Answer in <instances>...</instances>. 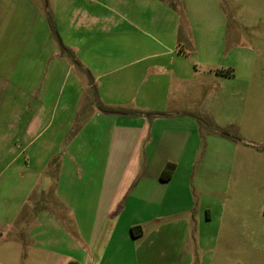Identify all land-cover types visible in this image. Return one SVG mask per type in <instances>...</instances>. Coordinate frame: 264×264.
<instances>
[{
  "label": "crops",
  "instance_id": "0c3cea01",
  "mask_svg": "<svg viewBox=\"0 0 264 264\" xmlns=\"http://www.w3.org/2000/svg\"><path fill=\"white\" fill-rule=\"evenodd\" d=\"M91 1L94 5L79 10L71 2L66 7L78 13L70 16L76 26L86 17L88 32L73 27L78 35L62 32L59 42L55 34L50 41L48 29L54 52L56 43L64 52L53 53L54 64L48 62L50 54L39 58L38 90L25 87L15 103L18 114L12 115V109L5 118L0 115L5 126L4 133L0 131L1 220L31 221L27 234L36 257L31 264H142L147 261V249L140 255L144 244L165 252L176 245V234L177 252L185 251L191 223L213 221L209 206L197 213L198 199L207 195L206 178L198 177L209 169L210 159L221 156L208 154V144L202 156L201 124L212 120L208 110L198 111L199 105L188 104L185 97L198 91L196 82L204 84L198 81L201 65L210 77L226 75L205 57L203 38L172 0ZM37 16L46 26V15L38 10ZM15 22L9 29L21 28ZM76 38L84 46L75 43ZM40 47L45 49V39L36 45L27 38L19 46L28 52H41ZM70 49L76 56L66 55ZM208 52L213 59L221 55ZM7 69L12 75L29 72ZM85 71L90 81L82 77ZM69 86V97L63 99ZM86 89L95 93V101L83 114ZM57 119L59 128L47 135L45 125ZM170 163L176 168L169 180L162 179ZM36 185L42 198L52 200V212L12 214L17 201L28 199ZM207 193L219 196L221 190L213 186ZM137 227L140 236L132 232ZM165 258L160 256L161 261ZM181 262L180 254L169 264Z\"/></svg>",
  "mask_w": 264,
  "mask_h": 264
},
{
  "label": "rangeland",
  "instance_id": "374dc122",
  "mask_svg": "<svg viewBox=\"0 0 264 264\" xmlns=\"http://www.w3.org/2000/svg\"><path fill=\"white\" fill-rule=\"evenodd\" d=\"M69 2L78 9V7L94 5L95 1L0 0V115L2 118H5L12 109L16 110L12 115L18 114L20 109L15 103L25 87L37 89L39 75L36 68L39 58L43 60L44 54H50L48 62L54 64L57 60L53 57V53L64 52V48L59 44L62 40V32L69 34L72 31L73 35H78L73 27L77 28L79 25L80 33L88 32L86 29L91 25H88L86 17H80L77 26L75 19L70 17L78 13H74L73 8L68 11L69 7H66ZM100 2L115 4L110 0ZM171 2L182 7V13L190 19L195 34L203 38L207 52L205 57L217 64L222 74L231 72L232 76L210 77L209 70L201 65L202 76L198 77V81L204 80V84L196 82L198 91L185 97L188 104L199 105L196 108L198 111L206 113L208 110L210 114L208 117L212 120V124L207 120L201 124L202 156L207 144L208 154L213 152L221 156L216 161L210 159L207 163L209 169L204 174L200 173L198 177L200 179L203 175L206 178L203 193L207 195L198 199L197 213L204 212L209 206L213 210V221L201 222L202 226H199L198 222L191 223V233L187 238L185 251L177 252L179 247L176 245L180 238L176 234L174 235L176 247H172L175 249L171 248L164 252L144 244L143 249H140V255L142 256L147 249L143 255V259L146 258L147 261L141 263L169 264L176 262L178 255L181 254L183 264H264V0H172ZM34 6L37 9H33ZM214 6L218 7L215 9ZM204 7L206 11L203 10ZM207 7L212 8L208 10ZM38 10L41 15L45 14L49 19L46 26L42 24L41 16H37ZM15 21L21 23V28L9 29V24L11 27L12 23H16ZM48 29L51 31L50 41L54 39V34L59 41V46L55 41L58 49L55 52L54 43L49 42L46 37ZM224 36L227 40L225 44L220 45L219 39ZM27 38L34 39L36 45L45 39V49L40 47L41 52L37 48L30 52L21 50L19 46ZM10 40L13 41L11 45L16 48L13 49L9 45ZM79 41L78 38L75 39V43L84 46ZM83 48L81 47L79 52ZM208 51L219 52L221 55L213 59ZM70 53L66 55L70 57L77 54L71 49ZM15 58H23V61L21 59L19 62ZM75 66H77L74 68L75 72H80V66L74 61L73 67ZM7 67H14L15 70L29 69V72L15 71L16 73L12 75L5 71L8 70ZM82 77L90 81L86 71L82 73ZM69 85L71 86V82ZM70 86L63 93V99L69 97L66 96L70 94ZM94 94L92 90H85L82 96L83 114L90 110L89 102L93 98L95 101ZM50 100L53 98L50 97ZM45 126H48L45 130L48 132L47 135L52 136L59 128V121L57 119L56 122ZM0 131L3 133L5 131L3 124H0ZM209 180L211 181L207 186ZM211 183L214 185H210ZM213 186L221 190L219 196H211L207 193L209 187ZM29 196L21 204L17 201L12 214L18 211L20 215L38 213L42 209L52 212L51 208L54 207L52 200H48L47 197L42 198L38 193L37 185L33 187ZM2 202L5 207L3 200ZM22 205L23 208L20 210ZM184 218L190 221L188 217L184 216ZM30 224L31 221L25 218L6 223L5 219L1 220L0 209V264H31L36 260L27 234ZM162 255L169 258L161 261Z\"/></svg>",
  "mask_w": 264,
  "mask_h": 264
},
{
  "label": "trees",
  "instance_id": "16d2710c",
  "mask_svg": "<svg viewBox=\"0 0 264 264\" xmlns=\"http://www.w3.org/2000/svg\"><path fill=\"white\" fill-rule=\"evenodd\" d=\"M224 75L230 77V76H232V73L231 72L226 73V74L224 73ZM175 168H176L175 164H173V163L168 164L167 167L165 168L163 174H162V179L169 180V178L172 175V173L174 172ZM132 232H133L134 236H140L142 234V230L140 227L133 228ZM68 264H81V263H79L77 261H70Z\"/></svg>",
  "mask_w": 264,
  "mask_h": 264
}]
</instances>
